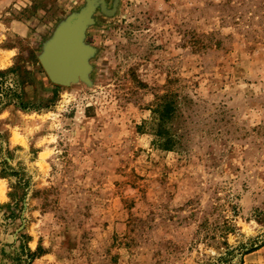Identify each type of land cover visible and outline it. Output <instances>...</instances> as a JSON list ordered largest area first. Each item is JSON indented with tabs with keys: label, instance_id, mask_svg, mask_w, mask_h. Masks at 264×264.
<instances>
[{
	"label": "rangeland",
	"instance_id": "obj_1",
	"mask_svg": "<svg viewBox=\"0 0 264 264\" xmlns=\"http://www.w3.org/2000/svg\"><path fill=\"white\" fill-rule=\"evenodd\" d=\"M0 84V264H264V0H0Z\"/></svg>",
	"mask_w": 264,
	"mask_h": 264
},
{
	"label": "water",
	"instance_id": "obj_2",
	"mask_svg": "<svg viewBox=\"0 0 264 264\" xmlns=\"http://www.w3.org/2000/svg\"><path fill=\"white\" fill-rule=\"evenodd\" d=\"M92 5L90 2L86 15L70 16L45 47L40 63L55 85L68 86L86 79L90 69L88 58L93 50L83 43V39L87 26L92 23Z\"/></svg>",
	"mask_w": 264,
	"mask_h": 264
},
{
	"label": "trees",
	"instance_id": "obj_3",
	"mask_svg": "<svg viewBox=\"0 0 264 264\" xmlns=\"http://www.w3.org/2000/svg\"><path fill=\"white\" fill-rule=\"evenodd\" d=\"M0 88H1V84H0ZM3 98H1L0 96V103L2 102ZM224 246L225 248V252L224 253H220L219 256L217 258H215L212 262H210V264H233L232 263V259L231 256H234V252H236V249H231L230 246H228V244L226 242H224ZM256 248H254V246H250V247H240V249L238 250V253H235V256H239V259L237 260L238 264H242V259L245 255L255 251Z\"/></svg>",
	"mask_w": 264,
	"mask_h": 264
}]
</instances>
